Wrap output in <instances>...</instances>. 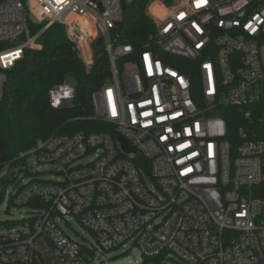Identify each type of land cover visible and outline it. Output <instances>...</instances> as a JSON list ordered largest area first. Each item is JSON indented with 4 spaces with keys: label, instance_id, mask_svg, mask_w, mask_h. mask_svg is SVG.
Wrapping results in <instances>:
<instances>
[{
    "label": "built area",
    "instance_id": "built-area-1",
    "mask_svg": "<svg viewBox=\"0 0 264 264\" xmlns=\"http://www.w3.org/2000/svg\"><path fill=\"white\" fill-rule=\"evenodd\" d=\"M127 1L0 0V43L19 41L0 49V101L54 25L85 72L108 66L88 101L103 130L14 158L27 181L10 203L28 211L0 220V264H105L126 244L138 264H264V0H151L138 51L121 40ZM74 99L68 77L48 90L53 109ZM68 217L88 239L65 233Z\"/></svg>",
    "mask_w": 264,
    "mask_h": 264
},
{
    "label": "trees",
    "instance_id": "trees-1",
    "mask_svg": "<svg viewBox=\"0 0 264 264\" xmlns=\"http://www.w3.org/2000/svg\"><path fill=\"white\" fill-rule=\"evenodd\" d=\"M151 0H128L124 6L127 20L122 25V42L135 51L148 43L155 25L146 15ZM31 32L42 26L29 24ZM39 50H25L23 64L7 71V82L0 101V169L16 167L14 158L21 151L33 148L38 139L66 135L78 131L99 132L103 126L88 120L89 95L99 75L107 77L108 66L100 55L89 72L63 28L54 25L41 34ZM5 43H0V49ZM72 79L75 99L71 107L53 109L48 105V90ZM1 194V193H0ZM1 199V197H0Z\"/></svg>",
    "mask_w": 264,
    "mask_h": 264
},
{
    "label": "rangeland",
    "instance_id": "rangeland-1",
    "mask_svg": "<svg viewBox=\"0 0 264 264\" xmlns=\"http://www.w3.org/2000/svg\"><path fill=\"white\" fill-rule=\"evenodd\" d=\"M22 39H20L21 41ZM19 41H14L13 43H7L2 48H13L16 46ZM79 53V56H82V53ZM130 69L126 68V73ZM70 84L73 86L74 82L70 79ZM3 147L0 148L2 151ZM27 179L23 176V173L19 172L15 176L13 167L4 166L0 169V220H14L25 217L27 215L28 207H13L10 203V195L15 193L22 184L26 183ZM69 223V226L64 224V220L59 218V224L64 229L65 233L75 240H79L80 237L83 239H88L87 233L81 229L78 223L68 217L66 219ZM142 256L138 248H135L129 244H126L125 247H121L119 250L110 252L104 262L105 264H138L142 261Z\"/></svg>",
    "mask_w": 264,
    "mask_h": 264
},
{
    "label": "water",
    "instance_id": "water-1",
    "mask_svg": "<svg viewBox=\"0 0 264 264\" xmlns=\"http://www.w3.org/2000/svg\"><path fill=\"white\" fill-rule=\"evenodd\" d=\"M99 81H100V78H99V80L96 82V86L99 84ZM118 140L120 141V143H122V146L124 147V150H125L126 152L131 151L130 148H129V146H128V144L125 142V140H124L121 136L118 137ZM0 148H2V143H1V141H0ZM0 152H1V151H0Z\"/></svg>",
    "mask_w": 264,
    "mask_h": 264
},
{
    "label": "flooded vegetation",
    "instance_id": "flooded-vegetation-1",
    "mask_svg": "<svg viewBox=\"0 0 264 264\" xmlns=\"http://www.w3.org/2000/svg\"><path fill=\"white\" fill-rule=\"evenodd\" d=\"M3 147V146H2Z\"/></svg>",
    "mask_w": 264,
    "mask_h": 264
}]
</instances>
